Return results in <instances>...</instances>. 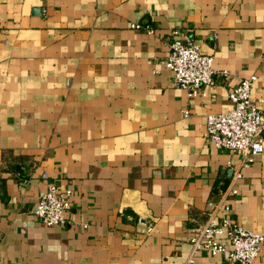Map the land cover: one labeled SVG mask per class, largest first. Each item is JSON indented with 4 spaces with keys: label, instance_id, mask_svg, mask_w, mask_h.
<instances>
[{
    "label": "crops",
    "instance_id": "1",
    "mask_svg": "<svg viewBox=\"0 0 264 264\" xmlns=\"http://www.w3.org/2000/svg\"><path fill=\"white\" fill-rule=\"evenodd\" d=\"M174 30L215 58L204 96L164 66ZM251 76L257 101L264 0H0V264H229L190 262V239L249 155L210 144L206 118ZM52 184L72 208L46 227ZM238 188L222 216L264 235V153Z\"/></svg>",
    "mask_w": 264,
    "mask_h": 264
},
{
    "label": "built area",
    "instance_id": "2",
    "mask_svg": "<svg viewBox=\"0 0 264 264\" xmlns=\"http://www.w3.org/2000/svg\"><path fill=\"white\" fill-rule=\"evenodd\" d=\"M131 28L140 30L143 27L141 24H132ZM148 32L151 33V30L148 29ZM214 38L217 39V35ZM214 64V56L204 54L190 34L172 31L170 54L164 66L173 73L174 86L186 91L189 98L204 96L201 91L205 86H216L218 72ZM220 75L227 78L229 73L223 71ZM257 80V76L243 79L236 88L229 90L231 110L210 114L206 118V139L210 144L221 151L246 152L249 155L234 171L221 200L208 204L207 221L195 230L190 239V262L201 252L221 257L229 264H255L260 256L264 235L222 216V212L230 211L229 197L239 193L238 185L243 179V170L264 153V98L257 101L252 99ZM184 113L185 116L189 115L188 111ZM72 199L71 190L52 184L42 194L34 214L43 226L64 225L72 208ZM152 231L153 227H150L148 233Z\"/></svg>",
    "mask_w": 264,
    "mask_h": 264
}]
</instances>
